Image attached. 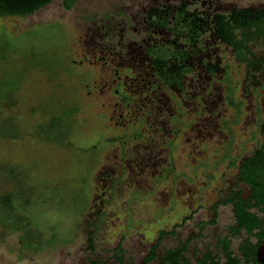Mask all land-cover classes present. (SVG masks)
<instances>
[{"label": "rangeland", "instance_id": "rangeland-1", "mask_svg": "<svg viewBox=\"0 0 264 264\" xmlns=\"http://www.w3.org/2000/svg\"><path fill=\"white\" fill-rule=\"evenodd\" d=\"M116 1L75 0L67 7L63 0H51L25 15H0V42L7 41L0 71L17 83L16 102L0 117L12 115L18 126V136L0 138V161L21 168L31 186L29 201L18 209L30 218L28 227L12 230L0 222V264H89L90 259L117 264L112 250L119 244L135 264L160 229H174L147 263L165 264L162 249L179 241H187L189 256L206 248L216 253V239L229 235V205H219L215 221L207 222L217 189L230 172L222 159L227 142L214 135L190 144L185 122L186 132L174 137L154 134L144 118L135 120L126 112L128 107L120 118L118 96L102 85L109 73L85 57L80 16ZM222 1L264 5V0ZM253 49L258 52L260 46ZM218 55L235 97L242 99L239 112L226 111L232 122L224 132L234 141L232 153L248 150L247 142L260 135L264 86L252 85L249 91L245 84V90V64L229 48L221 46ZM151 143L157 156L152 164H133L137 148ZM240 236L231 237V248Z\"/></svg>", "mask_w": 264, "mask_h": 264}, {"label": "flooded vegetation", "instance_id": "flooded-vegetation-1", "mask_svg": "<svg viewBox=\"0 0 264 264\" xmlns=\"http://www.w3.org/2000/svg\"><path fill=\"white\" fill-rule=\"evenodd\" d=\"M234 7L240 6L222 0H118L88 9L79 23L85 57L109 73L102 85L118 96L115 103L120 106V118H125L123 109L128 107L126 112L134 113L135 120L144 118L154 134L174 137L185 131L181 124L185 122L192 134L186 135L190 144L214 135L227 142L222 159L227 160L230 172L211 203V217H217L219 205H229L232 222L227 236L231 245V237L241 235L232 248L240 257L239 264H264V250L259 251V246H264V221L258 232L229 231L236 224L235 201H241L248 210L264 218V210L253 205L252 189L242 178L247 165H254L257 170L264 168L263 160L253 163L248 159L261 157V153L253 151L261 137L247 142L248 150L232 153L234 141L224 132L230 130L232 122L225 118L226 111L230 107L237 111L231 100L242 104V99L234 95L227 65L220 63L218 55L221 46L233 51L217 32V23L221 13ZM245 84L252 91L246 70L244 89ZM138 134L142 135V131ZM153 145L137 148L131 157L133 164L151 165L157 158ZM250 170L253 172L252 167ZM225 197L232 200L222 202Z\"/></svg>", "mask_w": 264, "mask_h": 264}, {"label": "trees", "instance_id": "trees-1", "mask_svg": "<svg viewBox=\"0 0 264 264\" xmlns=\"http://www.w3.org/2000/svg\"><path fill=\"white\" fill-rule=\"evenodd\" d=\"M51 0H0V15L17 14L25 15L33 12L39 7L47 4ZM75 0H63L65 6H70ZM217 32L224 42H226L234 52L237 61L246 66V79L252 82L253 86H264V5L259 7L240 6L230 9L228 13H221L217 23ZM251 42L248 45V42ZM7 41L2 39L0 42V51L5 47ZM260 46L256 52L253 46ZM4 53L0 52V58ZM15 78L6 75L0 71V114L2 110L12 106L16 102ZM18 80V79H17ZM239 112L240 101L231 100ZM75 108V107H73ZM258 110V132L261 140L258 141L257 150L261 157H250L249 161H264V91L259 99ZM57 120H53V125ZM18 136V126L14 117L10 114L0 117V138ZM254 163V162H253ZM252 167V170H250ZM255 168V169H254ZM249 170L251 172H249ZM257 172V173H256ZM242 178L249 183L252 189L253 205L259 210H264V168L247 165L244 167ZM31 186L27 183L25 175L17 165L0 161V222H7L12 230H20L28 227L30 218L24 213L19 212V207L25 205L30 198ZM232 198L225 197L222 202H229ZM239 202V203H238ZM234 212L236 224L230 226L229 231L236 233L240 229L246 232H258L261 229L264 218L256 212L248 210L241 201L234 202ZM192 212L187 216L190 217ZM213 215L207 222L213 223L216 219ZM186 217H182V222ZM181 222V223H182ZM175 226V225H174ZM92 233L88 235L89 246H92ZM168 233H174V229H160L157 237L150 243L148 251L141 260L135 264H147L158 255V247L162 237ZM218 251L213 252L211 248L202 250L199 254L193 250L188 255L187 241H179L178 244L162 249L160 258L165 264H239L238 257L230 246V240L227 235L217 238ZM112 256L117 264H133L125 255L124 249L119 244L113 250ZM107 261L99 259H90L89 264H106Z\"/></svg>", "mask_w": 264, "mask_h": 264}, {"label": "water", "instance_id": "water-1", "mask_svg": "<svg viewBox=\"0 0 264 264\" xmlns=\"http://www.w3.org/2000/svg\"><path fill=\"white\" fill-rule=\"evenodd\" d=\"M260 250L263 251V250H264V246H261V245H260V246H259V251H260Z\"/></svg>", "mask_w": 264, "mask_h": 264}]
</instances>
